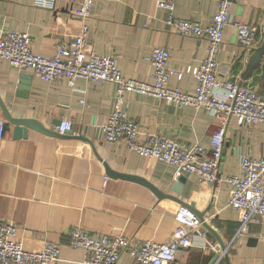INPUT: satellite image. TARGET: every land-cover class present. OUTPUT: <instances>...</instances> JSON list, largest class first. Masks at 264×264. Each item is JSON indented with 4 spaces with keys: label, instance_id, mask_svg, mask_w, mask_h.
Here are the masks:
<instances>
[{
    "label": "crops",
    "instance_id": "obj_1",
    "mask_svg": "<svg viewBox=\"0 0 264 264\" xmlns=\"http://www.w3.org/2000/svg\"><path fill=\"white\" fill-rule=\"evenodd\" d=\"M78 2L54 0L52 7H44L35 0H0V32H26L33 53L52 57L59 44L79 32L80 20L74 16ZM217 7V0H175L177 16L201 24L209 22ZM165 16L155 0H93L87 20L90 50L113 56L125 77L147 82L151 80L147 57L154 47L169 51V68L184 72L188 66H198L206 55V39L174 33L166 26ZM230 17L232 22L254 24L258 31L247 51L238 43L233 23L225 27L216 78L234 80L264 97V59L248 79H241L250 54L264 37V0H233ZM194 83V77L186 73L169 80L184 92H192ZM114 92L111 82L84 78H77L74 88L64 80L45 82L31 70H18L0 58V98L12 115L55 130V122L69 120L72 136H83L94 147L82 145L75 137L31 128L26 136L14 137L9 125L0 139V221L17 225L27 249H38L44 242L57 245L59 259L52 264H88L81 248L67 245L68 232L75 226L92 233L166 242L176 227L173 215L181 204L158 199L152 189L137 181L109 176L107 164L182 201L194 193L199 209L212 201L204 220L225 249L207 231L206 238L193 236L192 246L180 250L172 264H209L217 251L221 252L220 264H225V253L231 264H264V219L251 222L236 236L238 213L228 205L230 185L225 181L229 175L240 174L243 156L264 155V123L238 125L230 118L218 167L220 180L203 184L196 176L178 173L173 166L141 156L124 143L103 139L101 125L113 109ZM124 111L143 132L204 147L218 126L216 118L202 109L180 108L134 92L126 94ZM0 120H5L1 111ZM180 175L185 181L176 194L170 186ZM116 264H133V260L124 254Z\"/></svg>",
    "mask_w": 264,
    "mask_h": 264
},
{
    "label": "built area",
    "instance_id": "obj_2",
    "mask_svg": "<svg viewBox=\"0 0 264 264\" xmlns=\"http://www.w3.org/2000/svg\"><path fill=\"white\" fill-rule=\"evenodd\" d=\"M217 11L206 24L181 18L175 13V0H155L164 10L166 26L181 36L205 38L206 55L198 66H188L184 72L168 67L170 53L163 47L151 49L147 61L151 66L149 82L125 77L113 56L95 54L90 50L88 24L93 0H79L74 16L80 20L79 32L70 41L57 46L52 57L35 54L29 47V34L20 31L0 32V58L18 70H31L45 82L64 80L74 88L77 78L93 82H111L115 85L113 109L101 125L103 139L124 143L130 150L145 157L173 166L178 173H188L199 182L217 183L219 161L224 136L230 118L238 125L264 123V97L249 86L227 78H216L218 51L224 29L233 23L237 40L244 50H250L258 28L246 22H232L230 8L233 0H217ZM54 0H35L38 6L52 7ZM183 73L194 77L192 92L169 84L172 75L180 79ZM134 92L152 96L176 107L192 106L216 118L218 126L208 147L198 143L186 144L175 137L143 132L138 123L124 111L126 94ZM72 123L62 120L56 130L59 134L72 131ZM0 120V139L3 136ZM230 185L228 205L238 213L239 227L236 236L247 230L251 222L264 219V155L242 157L240 174L225 178ZM176 227L163 243L151 240H134L122 234L92 233L80 227L68 232L67 245L81 248L88 264H116L124 254L133 264H172L176 254L192 246V237L206 238L202 221L186 206L180 205L173 215ZM60 249L44 242L41 249H27L18 236L13 222L0 221V264H52L59 259ZM221 255L212 263L220 264Z\"/></svg>",
    "mask_w": 264,
    "mask_h": 264
},
{
    "label": "water",
    "instance_id": "obj_3",
    "mask_svg": "<svg viewBox=\"0 0 264 264\" xmlns=\"http://www.w3.org/2000/svg\"><path fill=\"white\" fill-rule=\"evenodd\" d=\"M263 59H264V37H263L260 45L256 48H254L253 52L250 54L249 59H248L247 64H246V67H245V70L243 71V73L241 75V79L242 80L248 79L251 76L252 72L254 70H256L261 65ZM0 111H1V113L5 119L3 122V132L8 130L9 125H12L14 137L26 136L27 130L29 128H31V129L37 130L39 132H42V133H45L48 135L58 136V137H62V138L75 137V139L80 141V143L82 145L89 144V145H91V147L94 150L93 144L90 142V140L84 138L83 136H72V131L65 132L64 134H59L57 132V130H55V128L47 129L41 123H39L37 120L30 119V118L16 117V116L12 115L9 112L6 105L1 100V98H0ZM59 123H60L59 121L55 122L54 126H58ZM104 167H105L106 173L111 177H120L123 179L137 181V182L149 187L150 189H152L153 192L156 194L158 199L170 198V199L177 201L181 205L186 206L189 210H191L202 221L203 227L207 231H209L211 234H213L215 237L218 238L220 248H222L223 250L225 249V245L221 242L219 237L216 235L215 230H213L204 220V215L208 211H210L212 201H210L204 209H199L198 200H196L194 193H191L187 202H185V201L180 200L179 198H177L176 196H174L172 194H168V193H165V192L159 190L158 188L154 187L152 184L148 183L147 181H145L143 178H141L139 176L132 175V174H125V173H121V172H116V171L110 169L107 166V164H104ZM184 181H185L184 175L178 176L176 178V180L171 184L170 190L176 194H180L182 191V184L184 183ZM202 183L204 184V183H208V182L202 181ZM220 255H221L220 251L215 252V254H214V256H213V258L209 264H212ZM223 259H224L225 264H231L229 261L228 255L226 253L223 255Z\"/></svg>",
    "mask_w": 264,
    "mask_h": 264
},
{
    "label": "rangeland",
    "instance_id": "obj_4",
    "mask_svg": "<svg viewBox=\"0 0 264 264\" xmlns=\"http://www.w3.org/2000/svg\"><path fill=\"white\" fill-rule=\"evenodd\" d=\"M214 184H215V183H214ZM21 242H22V241H21ZM41 247H42V246H41ZM41 247H40V248H38V249L36 248V249H34V250H39V249H41Z\"/></svg>",
    "mask_w": 264,
    "mask_h": 264
}]
</instances>
